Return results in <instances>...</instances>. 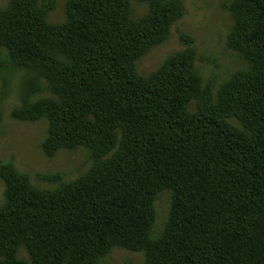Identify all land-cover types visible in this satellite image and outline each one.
<instances>
[{
	"label": "trees",
	"instance_id": "obj_1",
	"mask_svg": "<svg viewBox=\"0 0 264 264\" xmlns=\"http://www.w3.org/2000/svg\"><path fill=\"white\" fill-rule=\"evenodd\" d=\"M139 1L148 11L132 19L130 0H68L58 25L46 20L50 1L0 9V68L39 71L56 96L25 101L12 117L47 119V155L83 145L97 159L53 190L0 162V264H100L113 247L143 251V264H264V0L226 7L227 45L248 69L215 102L191 47L148 77L137 73V59L183 12L180 0ZM165 189L169 218L153 239L154 199ZM21 246L29 263L16 256Z\"/></svg>",
	"mask_w": 264,
	"mask_h": 264
},
{
	"label": "rangeland",
	"instance_id": "obj_2",
	"mask_svg": "<svg viewBox=\"0 0 264 264\" xmlns=\"http://www.w3.org/2000/svg\"><path fill=\"white\" fill-rule=\"evenodd\" d=\"M50 1L46 20L52 25L66 20L68 0H39L40 7ZM182 15L172 24L168 37L160 44L141 55L136 63L140 76L148 77L156 72L171 55L191 47L195 51L194 66L198 71L202 87L217 100L222 85L237 71L248 69V63L227 45V37L233 26V19L227 10L231 0H180ZM10 0H0V9L6 8ZM148 5L139 0H130L132 19L143 17ZM56 99L45 78L32 69L6 65L0 68V162H10L29 182L42 190H53L62 184L75 181L85 174L97 161L89 147L80 145L74 149H59L47 155L42 143L47 136L48 121L41 117L34 121L17 120L14 110L25 101ZM197 102L192 100L188 110L196 111ZM228 121L241 127L235 117ZM115 149L99 160L109 158ZM5 185L0 180V207L5 202ZM171 206V191L157 193L154 199L155 217L150 236L159 238L165 229ZM19 260L29 263L30 256L24 247L16 253ZM100 264H143V251H130L113 247L100 257Z\"/></svg>",
	"mask_w": 264,
	"mask_h": 264
}]
</instances>
